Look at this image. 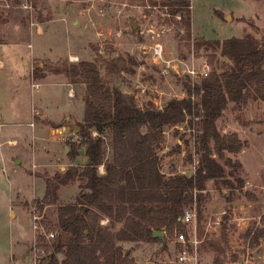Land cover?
<instances>
[{"label": "rangeland", "instance_id": "rangeland-1", "mask_svg": "<svg viewBox=\"0 0 264 264\" xmlns=\"http://www.w3.org/2000/svg\"><path fill=\"white\" fill-rule=\"evenodd\" d=\"M171 1L190 2V33L181 15L170 12ZM246 35L264 37V0H0V107L14 108V115L4 108L0 115V264H40L47 252L43 238L49 240L56 222L57 206L40 203L47 180L83 163L72 162L66 148L84 119L86 86L59 73L62 62L97 63L103 78L141 108L162 109L187 97L186 83L201 81L157 66L145 48L160 42L166 58L207 61L220 73V53L198 48L197 41ZM119 61L128 72L110 75L106 65ZM217 127L244 142L240 153H226L242 165L243 189L220 190L209 182L202 214L189 206L195 220L184 225L183 233L200 243L178 244L182 232L175 228L165 245L126 244L136 264H214L217 257L222 264H264V98L254 93L242 105L229 104ZM195 134L188 122L165 129L156 152L166 177L194 174ZM78 192L76 183L62 188L59 204L73 203ZM185 248L189 259L180 263Z\"/></svg>", "mask_w": 264, "mask_h": 264}, {"label": "trees", "instance_id": "trees-1", "mask_svg": "<svg viewBox=\"0 0 264 264\" xmlns=\"http://www.w3.org/2000/svg\"><path fill=\"white\" fill-rule=\"evenodd\" d=\"M170 7L190 33V2L171 1ZM196 46L220 53L221 72L199 84L186 83L187 97L170 100L162 109L141 108L134 96L103 78L97 63L62 62L57 71L72 84L86 86L84 119L76 124L77 140L67 143L72 162L81 152L86 161L47 180L40 203L57 206L55 225L49 226L55 237L43 238L47 252L40 264H136L126 244L165 245L154 238L155 231L185 232L184 211L196 204L202 214L209 182L220 190L243 189L242 165L226 153H240L244 142L236 134H222L217 122L229 104L242 105L254 93L264 98V37L201 40ZM121 63L107 64L108 73L128 72ZM187 122L196 132L198 165L193 175L166 177L156 151L167 127ZM75 183L79 192L73 203L59 204V191ZM103 219L110 223L102 225ZM214 264H222L219 257Z\"/></svg>", "mask_w": 264, "mask_h": 264}, {"label": "built area", "instance_id": "built-area-1", "mask_svg": "<svg viewBox=\"0 0 264 264\" xmlns=\"http://www.w3.org/2000/svg\"><path fill=\"white\" fill-rule=\"evenodd\" d=\"M144 52L150 56L152 62L157 66H162L166 70H171L179 75H186L190 77L194 82L205 80L209 78L213 73V67L207 61H204L202 63H187L179 58H166L167 56L165 54L166 52L164 45L160 42H155L152 45L148 46V48L144 49ZM2 126L3 125L0 122V129L2 128ZM34 219L37 220L38 217L35 216ZM194 220L195 213L190 209H186L184 211L182 223L188 227L194 223ZM35 229L38 230L39 226L35 225ZM46 237L47 239H54L55 235L54 233L50 232L46 235ZM176 242L183 245L184 247H187V245L189 244L191 246H196L200 243L195 235L188 236L186 233L178 234ZM189 255V251L185 248L180 252L177 261L180 263H184L189 259Z\"/></svg>", "mask_w": 264, "mask_h": 264}, {"label": "crops", "instance_id": "crops-1", "mask_svg": "<svg viewBox=\"0 0 264 264\" xmlns=\"http://www.w3.org/2000/svg\"><path fill=\"white\" fill-rule=\"evenodd\" d=\"M8 107V108H7ZM5 109V107H0V115H1V111H2V109ZM7 111H9V112H12L13 113V115H14V108L11 106V105H6V109H5V111H4V113H7ZM77 138V137H76ZM76 138H74V140H76ZM73 139V138H72ZM69 152V148H66V154ZM78 158H81L82 159V162H84V161H86L85 159H84V155H81L80 154V157H78ZM77 158V159H78ZM76 159V160H77ZM104 169V167H101L100 168V171H101V173L104 171L105 172V170H103ZM4 172V169L2 168V166H1V163H0V176L2 175V174H4L3 173ZM68 187V186H67Z\"/></svg>", "mask_w": 264, "mask_h": 264}, {"label": "water", "instance_id": "water-1", "mask_svg": "<svg viewBox=\"0 0 264 264\" xmlns=\"http://www.w3.org/2000/svg\"><path fill=\"white\" fill-rule=\"evenodd\" d=\"M226 20H231V18L229 17V18H227ZM81 155H83V152H81L80 153ZM153 236H154V238H160V239H162V240H164L165 241V239H166V233L165 232H163V231H155L154 232V234H153ZM151 264V263H150Z\"/></svg>", "mask_w": 264, "mask_h": 264}]
</instances>
